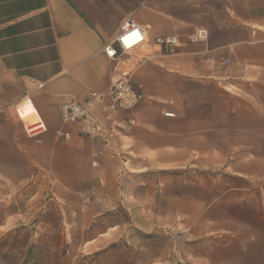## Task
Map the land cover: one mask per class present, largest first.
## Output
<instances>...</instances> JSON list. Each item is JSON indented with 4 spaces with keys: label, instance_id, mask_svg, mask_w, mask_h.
I'll return each mask as SVG.
<instances>
[{
    "label": "crops",
    "instance_id": "0c3cea01",
    "mask_svg": "<svg viewBox=\"0 0 264 264\" xmlns=\"http://www.w3.org/2000/svg\"><path fill=\"white\" fill-rule=\"evenodd\" d=\"M127 21L146 39L111 59L104 44ZM118 68L142 94L115 114L134 120L128 131L104 142L62 121L68 99L107 90ZM94 110L107 124L102 107ZM37 118L44 129L28 133ZM125 165L130 175L202 169L211 197L197 208L240 210L248 224L259 217L264 241V0H0L4 185L46 183L58 223L88 227L120 205L113 193ZM22 208L28 202L9 207L0 226L26 223Z\"/></svg>",
    "mask_w": 264,
    "mask_h": 264
},
{
    "label": "rangeland",
    "instance_id": "374dc122",
    "mask_svg": "<svg viewBox=\"0 0 264 264\" xmlns=\"http://www.w3.org/2000/svg\"><path fill=\"white\" fill-rule=\"evenodd\" d=\"M124 171L113 193L120 205L88 227L58 223L46 183L11 190L0 178V219L28 202L26 223L0 226V264H264L259 217L248 224L240 210L197 208L211 197L202 183L210 174L196 167Z\"/></svg>",
    "mask_w": 264,
    "mask_h": 264
},
{
    "label": "built area",
    "instance_id": "2783aa9c",
    "mask_svg": "<svg viewBox=\"0 0 264 264\" xmlns=\"http://www.w3.org/2000/svg\"><path fill=\"white\" fill-rule=\"evenodd\" d=\"M201 32L193 34L197 38ZM128 38V39H126ZM146 39V32L140 26L127 21L121 25L118 32L111 37L103 47L104 53L111 59H118L122 53H130ZM157 42L174 44V36H162L156 38ZM142 97L130 80L129 73L118 68L112 73L107 90L102 92L90 91L83 100L68 99L61 107L62 121L75 126L81 135L100 137L104 142L117 132H126L132 125V118L117 119L118 111L130 110ZM100 105L108 120L107 124L100 121L95 113V106ZM19 105V104H18ZM167 114H172L167 112ZM43 123L37 118L34 122L27 124L25 130L35 133L43 130ZM59 137L67 139L70 133L66 130H58Z\"/></svg>",
    "mask_w": 264,
    "mask_h": 264
},
{
    "label": "clouds",
    "instance_id": "9594fccd",
    "mask_svg": "<svg viewBox=\"0 0 264 264\" xmlns=\"http://www.w3.org/2000/svg\"><path fill=\"white\" fill-rule=\"evenodd\" d=\"M126 39H128V38H126Z\"/></svg>",
    "mask_w": 264,
    "mask_h": 264
}]
</instances>
